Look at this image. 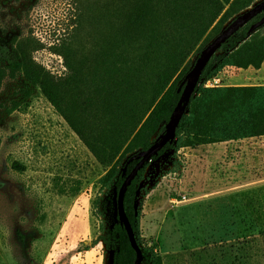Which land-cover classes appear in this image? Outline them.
<instances>
[{
    "label": "rangeland",
    "instance_id": "374dc122",
    "mask_svg": "<svg viewBox=\"0 0 264 264\" xmlns=\"http://www.w3.org/2000/svg\"><path fill=\"white\" fill-rule=\"evenodd\" d=\"M75 9L74 0H0V47L12 57V43L29 36L38 45L34 59L64 75L53 48L68 36ZM197 55L189 57L190 68ZM248 79L250 72L222 69L204 87ZM239 145L169 149L148 162L136 192L141 243L163 264H264V172L229 165ZM191 149L203 166L188 171ZM106 170L38 87L19 72L6 75L0 83V264H112L116 191L98 183Z\"/></svg>",
    "mask_w": 264,
    "mask_h": 264
},
{
    "label": "trees",
    "instance_id": "16d2710c",
    "mask_svg": "<svg viewBox=\"0 0 264 264\" xmlns=\"http://www.w3.org/2000/svg\"><path fill=\"white\" fill-rule=\"evenodd\" d=\"M74 1L68 36L53 48L63 60L65 74L56 75L34 59L38 45L28 36L12 43V57L0 52L6 62L0 67V83L19 72L38 87L95 160L107 167L98 178L100 187L113 185L117 195L135 163L128 157L164 132L184 91L189 57L199 55L234 15L258 0ZM263 14L237 30L209 58L198 78L201 84L180 114L175 141L151 160L169 149L264 135V85H202L226 66L260 68L264 29L248 34V28ZM147 165L126 188L123 207L145 263L163 264L152 246L141 243L136 192ZM97 204L98 198L93 202ZM111 231L117 244L112 264H134L136 252L125 228L116 222Z\"/></svg>",
    "mask_w": 264,
    "mask_h": 264
},
{
    "label": "water",
    "instance_id": "95a60500",
    "mask_svg": "<svg viewBox=\"0 0 264 264\" xmlns=\"http://www.w3.org/2000/svg\"><path fill=\"white\" fill-rule=\"evenodd\" d=\"M264 12V0H258L249 8L242 11L230 22H228L222 30L199 52L194 64L185 74L183 81L185 82L184 91L181 94L174 110L170 114L168 121L164 125V132L159 134L153 143L147 148L138 150L128 157V160H135L134 165L124 175L123 180L116 195V212L117 222L122 225L128 235L130 245L136 252V260L134 264H141L143 256L141 247L137 244L134 232L123 207V196L126 188L131 181L137 176L139 170L146 162L151 161V157L156 155L167 143H172L176 138V128L178 126L180 114L187 106L191 95H194V88L198 84V78L201 71L205 67L209 58L218 50V48L227 41L237 30L248 23L255 16ZM264 25V14L248 28V34L256 31ZM179 113V114H178Z\"/></svg>",
    "mask_w": 264,
    "mask_h": 264
},
{
    "label": "crops",
    "instance_id": "0c3cea01",
    "mask_svg": "<svg viewBox=\"0 0 264 264\" xmlns=\"http://www.w3.org/2000/svg\"><path fill=\"white\" fill-rule=\"evenodd\" d=\"M227 68V69H226ZM236 69L243 71L245 73L250 72L251 79L247 80V85H264V61L262 62L260 68L254 69L253 67H248L246 69L236 68L232 66H226L223 70ZM235 78H231L230 81H235ZM231 85H244L233 83ZM243 142V145H239V150L235 151V159L229 162V165L236 168H246L248 171L253 173L264 172V135L256 137H248L238 140H229L220 142L221 145L228 147L229 143H239ZM187 161L186 167L189 170L193 168H200L203 164L198 163L199 156L196 155L195 150L191 149L186 153Z\"/></svg>",
    "mask_w": 264,
    "mask_h": 264
},
{
    "label": "flooded vegetation",
    "instance_id": "af4514ba",
    "mask_svg": "<svg viewBox=\"0 0 264 264\" xmlns=\"http://www.w3.org/2000/svg\"><path fill=\"white\" fill-rule=\"evenodd\" d=\"M1 51H5V52H7L6 51V48L5 47H0V52ZM7 54V53H6ZM3 60V62H5V60H4V53H1L0 54V61H2ZM6 63V62H5Z\"/></svg>",
    "mask_w": 264,
    "mask_h": 264
},
{
    "label": "built area",
    "instance_id": "2783aa9c",
    "mask_svg": "<svg viewBox=\"0 0 264 264\" xmlns=\"http://www.w3.org/2000/svg\"><path fill=\"white\" fill-rule=\"evenodd\" d=\"M199 83H201V82H199ZM208 85H212L210 79H208V80H206V81L203 82V86H208Z\"/></svg>",
    "mask_w": 264,
    "mask_h": 264
}]
</instances>
